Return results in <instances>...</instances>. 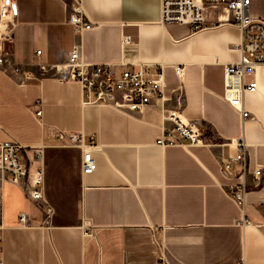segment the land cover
Segmentation results:
<instances>
[{"label": "crops", "instance_id": "1", "mask_svg": "<svg viewBox=\"0 0 264 264\" xmlns=\"http://www.w3.org/2000/svg\"><path fill=\"white\" fill-rule=\"evenodd\" d=\"M16 2L4 49L31 77L20 85L0 65V141L42 142L44 126L31 112L40 98L44 124L94 136L96 170L81 176L79 149L46 148L45 197L54 208L49 231L20 227L21 212L42 220L40 205L19 185H0L3 264H159L162 249L169 264H264V177L258 186L247 178L240 208L221 171L235 151L229 140L241 139L248 171L259 164L264 175V65L254 74L256 91L243 95L246 119L222 99L223 65L239 59L240 31L163 24L161 0H81L95 23L80 37L85 62L109 64L116 75L141 68L154 78L163 70L164 99L126 112L84 104L78 83L39 71L38 64L62 63L79 40L67 23L70 0ZM249 14L264 18V0H250ZM206 16L213 25L225 13L210 8ZM126 36L131 43L123 42ZM175 65L185 66L182 82ZM172 111L205 126L208 144L156 145L162 116ZM223 172L234 177L239 165Z\"/></svg>", "mask_w": 264, "mask_h": 264}, {"label": "built area", "instance_id": "2", "mask_svg": "<svg viewBox=\"0 0 264 264\" xmlns=\"http://www.w3.org/2000/svg\"><path fill=\"white\" fill-rule=\"evenodd\" d=\"M249 7L250 0H161L163 24L188 25L192 32L218 25L233 26L240 31V41L234 45L240 51L239 59L223 65L222 99L240 113L242 120L250 115L249 111L243 108V95L247 91H256L254 74L259 65H264V18L251 16ZM210 8L222 10L225 18L216 24L208 25L206 11ZM17 12L16 0H0V65L5 72H10L17 79L18 84L22 85L31 77V71L12 64L4 49V43L12 39ZM67 23L72 26L79 40L74 42L62 63L38 64L41 74L52 71L54 75H58L56 77L59 80L78 83L84 104L104 105L119 111L133 112L141 111L143 106L151 103L154 98L164 99L165 79L162 69L154 78L145 77L141 68L137 70L125 68L121 74L116 75L109 64L88 63L82 59L80 37L83 32L94 28L95 23L86 15L81 0H70ZM123 42L131 43V40L126 36ZM36 54H40V51H36ZM174 73L182 82L185 66L175 65ZM31 112L37 122L44 126L43 140L37 145H28L13 138L0 141V185L4 183L19 185L29 200L40 205L43 212L42 220L38 223L27 213L21 212L18 216L20 227L44 228L49 231L52 228L54 208L45 197L46 148L79 149L80 174L85 176L96 170L93 152L96 151L97 145L94 144L93 135H87L82 131H63L44 124L40 98L33 102ZM162 121L164 125L160 136L156 139V145L197 147L208 144L205 138V126L186 122L179 113L172 111L164 114ZM228 143L234 146L235 151L223 168L228 169L237 163L239 172L234 177H227L223 168L221 171L225 179L232 181L227 184L231 190V199L242 208L249 192L247 178L253 186H258L264 177L263 170L259 164H255L253 169L248 171L244 141L230 139ZM248 224L249 222L243 223V225ZM94 231L95 227H92V233ZM158 259L159 264H169L163 249ZM0 264H3L1 252Z\"/></svg>", "mask_w": 264, "mask_h": 264}]
</instances>
